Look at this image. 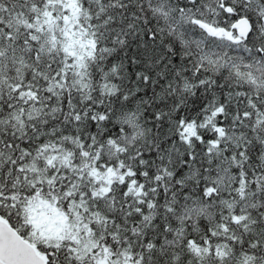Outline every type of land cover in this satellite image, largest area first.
Here are the masks:
<instances>
[{
    "label": "snow or ice",
    "instance_id": "1",
    "mask_svg": "<svg viewBox=\"0 0 264 264\" xmlns=\"http://www.w3.org/2000/svg\"><path fill=\"white\" fill-rule=\"evenodd\" d=\"M0 264H264V0H0Z\"/></svg>",
    "mask_w": 264,
    "mask_h": 264
}]
</instances>
